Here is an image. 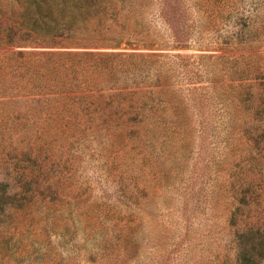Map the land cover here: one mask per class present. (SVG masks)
Segmentation results:
<instances>
[{
	"label": "rangeland",
	"instance_id": "rangeland-1",
	"mask_svg": "<svg viewBox=\"0 0 264 264\" xmlns=\"http://www.w3.org/2000/svg\"><path fill=\"white\" fill-rule=\"evenodd\" d=\"M165 1L0 0V264H264V0Z\"/></svg>",
	"mask_w": 264,
	"mask_h": 264
},
{
	"label": "trees",
	"instance_id": "trees-1",
	"mask_svg": "<svg viewBox=\"0 0 264 264\" xmlns=\"http://www.w3.org/2000/svg\"><path fill=\"white\" fill-rule=\"evenodd\" d=\"M90 3L89 8L93 10V8L99 9L100 4H102L101 10L102 13H106V11L110 8L114 12V17L112 21H109L107 26V31H109V35L107 38L108 41L106 43H100L102 46H110L116 47L121 43L123 36L127 41H125V45L130 47H163V46H174V47H187L188 44L183 43L185 39H180L178 33L175 31L173 23H171L170 19L165 18V23H167L168 33L170 37V41H166L162 37H158L157 35H152V32L149 31H141L138 27L140 24L138 18L135 16L130 19L132 13H136L137 10L135 7H143L144 2L146 0H85ZM153 1V0H152ZM158 5H162L160 9V13L163 15L164 4H166L165 0H154ZM135 5V6H134ZM147 5V3H146ZM106 9V10H105ZM117 16V18L115 17ZM166 16V15H163ZM132 20V21H130ZM70 25V28H72ZM102 38V37H101ZM101 40V39H100ZM101 42V41H100ZM82 45H95L97 43H77ZM81 52L70 53L72 55H76ZM81 54L91 55V52L85 51ZM99 54V53H98ZM148 55V54H147Z\"/></svg>",
	"mask_w": 264,
	"mask_h": 264
}]
</instances>
